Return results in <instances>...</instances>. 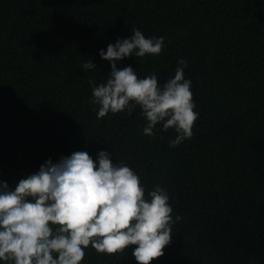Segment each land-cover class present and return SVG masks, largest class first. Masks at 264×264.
Instances as JSON below:
<instances>
[{"label": "trees", "instance_id": "trees-1", "mask_svg": "<svg viewBox=\"0 0 264 264\" xmlns=\"http://www.w3.org/2000/svg\"><path fill=\"white\" fill-rule=\"evenodd\" d=\"M140 30L164 37L158 55L117 62L159 84L187 61L198 117L175 147L139 106L97 118L89 79L98 55ZM92 60L96 70H83ZM112 153L169 195L171 240L149 264H264V0H0V181L10 187L74 151ZM124 252L84 249L80 264H136Z\"/></svg>", "mask_w": 264, "mask_h": 264}, {"label": "clouds", "instance_id": "clouds-1", "mask_svg": "<svg viewBox=\"0 0 264 264\" xmlns=\"http://www.w3.org/2000/svg\"><path fill=\"white\" fill-rule=\"evenodd\" d=\"M163 41L132 28L128 37L98 50L110 71L103 83L89 79V85L97 118L139 106L146 121L142 133L153 136L156 125L160 131L172 128L169 146L175 147L192 136L198 117L184 74L187 61L179 58L174 75L162 84L155 73L140 78L131 66L117 65L130 54L158 55ZM81 68L96 70L92 60ZM111 156L99 150L94 162L87 152L74 151L56 162L46 159L14 186L0 181V264H80L89 246L113 254L135 245L136 264L163 255L180 220L171 215L168 193L158 185L146 193L139 175Z\"/></svg>", "mask_w": 264, "mask_h": 264}]
</instances>
